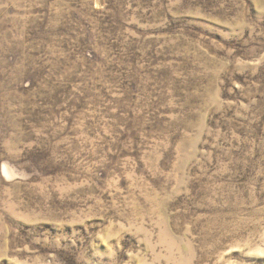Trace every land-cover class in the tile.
<instances>
[{"label":"rangeland","instance_id":"374dc122","mask_svg":"<svg viewBox=\"0 0 264 264\" xmlns=\"http://www.w3.org/2000/svg\"><path fill=\"white\" fill-rule=\"evenodd\" d=\"M0 264H264V0H0Z\"/></svg>","mask_w":264,"mask_h":264}]
</instances>
